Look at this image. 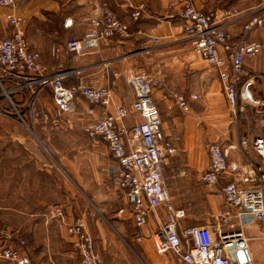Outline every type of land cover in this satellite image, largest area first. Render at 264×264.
Returning <instances> with one entry per match:
<instances>
[{"label": "built area", "instance_id": "obj_1", "mask_svg": "<svg viewBox=\"0 0 264 264\" xmlns=\"http://www.w3.org/2000/svg\"><path fill=\"white\" fill-rule=\"evenodd\" d=\"M25 1L0 0V10L16 9ZM180 4V17L186 23L185 35L194 52L219 72L228 105L239 111L244 110L246 103L261 105L264 100L255 97L254 82L245 80V67L249 60L263 53V45L251 41L250 37L264 28V15L252 16L243 25L242 35L235 37L223 23L239 17L240 12L226 11L219 16L198 10L196 0H180ZM146 9L145 4L134 8L131 18L138 20ZM5 21L13 32L0 40V78L13 85L15 90L36 88L34 94L50 88L60 117L90 141L100 140L107 145L113 163L100 172L127 192L133 203V219L138 229L147 225L151 213L158 215L160 210L166 209V223L151 236L157 253H173L179 264H264L255 261L250 245L253 239L246 233L251 222L264 223V138H257L253 143L263 164H252L246 172L228 163V152L221 143L209 146L210 163L202 178L205 187H214L228 172L235 173L239 180L224 187L225 203L214 217L215 224L183 229L181 224L187 219V212L175 207V198L166 186L164 173L165 165L178 153V148L163 131L160 113L152 99L151 82L144 76L129 80L135 93L131 108L116 105L112 91L107 87L82 82L69 88L65 85V71L61 70L52 77L43 76L45 67L41 54L31 50L23 30L25 19L13 13L5 15ZM89 21L91 29L85 36L68 42L69 51L78 56L95 53L105 40L130 37L129 25L118 18L108 3L95 4ZM78 97L90 104L85 111L78 108ZM192 99H197V96H192ZM175 101L181 109L189 112L190 104L184 96H175ZM110 107H113L112 113L109 112ZM132 114L138 115L141 121L131 128L122 125ZM31 119L47 123L51 122L52 116L32 110ZM175 141H180V138ZM130 142L136 144L134 149L128 144ZM241 146L247 149L249 141L241 140ZM49 218L65 225L81 264H102L83 218L68 222L62 206L53 208ZM2 236L1 262L32 264L24 251V242L21 241L18 247H10L5 243L12 241L13 235L5 231ZM142 240L143 237H139V241Z\"/></svg>", "mask_w": 264, "mask_h": 264}, {"label": "crops", "instance_id": "obj_2", "mask_svg": "<svg viewBox=\"0 0 264 264\" xmlns=\"http://www.w3.org/2000/svg\"><path fill=\"white\" fill-rule=\"evenodd\" d=\"M97 3L110 5L118 18L129 25L130 37L126 40L117 37L105 40L95 53L78 56L69 51L68 42L83 38L91 29L90 14ZM141 4L147 6L146 11L138 20L132 19L131 13ZM196 8L219 16L226 11L240 12L239 17L223 23L232 35L240 37L243 25L252 16L264 15V0H196ZM180 11V0H27L16 9L0 10V23L7 37L13 29L6 24L5 15L14 13L23 17V30L30 48L41 54L45 67L43 76L52 77L61 70L65 71V85L69 88L82 82L107 87L112 91L116 105L131 108L135 93L129 80L137 74L146 77L152 84V99L160 113L163 131L178 148V153L170 157L164 168L166 186L178 203H182L180 199L183 196V202L192 205V210L185 209L187 215H213L211 218H201L203 221L196 226H211L215 224L214 215L225 203L224 187L239 178L235 173L228 172L217 185L204 189L202 178L210 163L209 146L220 138V143L228 152V163L246 172L252 164H263L253 147L254 141L260 137H256L253 131L245 130L241 140L249 141L248 148L244 149L240 142L231 149L225 144L230 137L228 115H222L219 123L213 113L199 115L192 109L189 116L181 115L175 106L173 99L176 92L199 90L204 91L208 99L213 98V75L218 74L193 51L191 41L185 35L186 23L180 17ZM250 40L262 44L264 53V37L257 39L251 35ZM256 64L257 59L247 63L248 66ZM253 70V74L261 75V69ZM253 91L257 99L264 100V92L261 96L254 86ZM76 104L82 111L90 107L82 97L77 98ZM113 111V107H110L109 112ZM140 121L138 115L132 114L122 125L131 128ZM75 132L86 147L79 149L80 156L90 159L98 171L113 163L103 141L92 142L84 133ZM176 138H180V141H175ZM128 144L135 148V143ZM206 203L208 207L203 206ZM113 204L120 218L128 210L133 220V203L126 191L117 190ZM44 217L46 215L33 214L35 245L33 250L26 251L33 264H80L74 260L76 254L71 250L73 239L64 229H58L55 222L47 221ZM165 220L167 215L150 214L147 225L139 230L141 233L132 235L127 230H118L120 233L116 236H121L124 245L117 242L116 250L107 249L108 245L114 248V238L105 239V249L100 248L103 264H179L175 254L157 253L151 239L163 227ZM37 230L43 231L44 236L37 235ZM126 235L133 236L130 237L132 246L123 239ZM139 237H143V240L139 241Z\"/></svg>", "mask_w": 264, "mask_h": 264}, {"label": "rangeland", "instance_id": "obj_3", "mask_svg": "<svg viewBox=\"0 0 264 264\" xmlns=\"http://www.w3.org/2000/svg\"><path fill=\"white\" fill-rule=\"evenodd\" d=\"M6 24L8 25L7 22ZM4 32L0 23V40L5 38ZM252 35L257 39L264 37V28ZM256 59L255 66L246 64L245 80H252L254 87L259 89L262 96L264 53ZM253 69H261V75L253 74ZM137 76L143 75L137 74L134 77ZM0 80V244H4L2 233L6 231L13 235V240L5 243L7 246L18 247L22 241L25 243V252L33 250L35 245L33 214L46 215L47 218H44L47 221L55 222L58 229L66 231L61 221L49 218L53 208L62 206L66 211L68 222L76 218H83L86 221L95 250L103 264L101 250L105 249V239L114 238V248L108 245L107 249L116 250L117 242L124 245L121 236H116L120 233L118 230L121 232L127 230L132 235L141 233L130 213L128 214V210L121 214V218L118 213H115L116 207L113 200L117 197L119 188L102 175L100 170L92 166L93 162L90 159L80 156L79 149L86 147L82 144L80 135L60 117L50 88H44L41 93L34 94L36 88L31 89L33 92L15 90L13 85L3 82L1 78ZM185 82L188 81L185 80ZM212 83L214 92L211 99L207 98L204 91L199 90L174 94V104L181 115L189 116L192 109L199 115L213 113L219 119V123L222 115H228L230 137L225 144L231 149L240 144L245 130L253 131L256 137L264 138V103L251 107L244 105V110H234L228 105L219 72L214 73ZM177 95H182L188 100L189 112L176 104L175 96ZM192 96H197V99H192ZM32 110L51 114V122L32 120ZM216 142L220 143V138ZM204 189L209 188L204 186ZM184 199L181 196L182 203H178L175 198V207L192 210V205L185 204ZM203 206L208 207V204ZM158 215H167L166 209L160 210ZM211 216L213 215H188V219L182 222L181 228L196 226L203 221L201 218H211ZM249 226L253 227L251 230H246V233L253 239L250 245L255 261L264 263V223L251 222ZM159 231L160 229L157 230ZM36 233L44 236L43 231L37 230ZM130 237L133 236L126 235L123 239L132 246ZM71 250L76 254L74 260L81 264V258L73 249V245ZM110 258L113 259L112 256ZM31 262L33 264L32 259ZM0 264L6 263L0 261Z\"/></svg>", "mask_w": 264, "mask_h": 264}]
</instances>
